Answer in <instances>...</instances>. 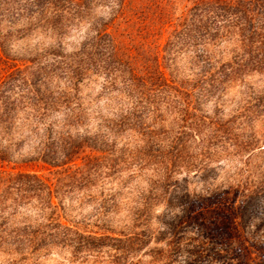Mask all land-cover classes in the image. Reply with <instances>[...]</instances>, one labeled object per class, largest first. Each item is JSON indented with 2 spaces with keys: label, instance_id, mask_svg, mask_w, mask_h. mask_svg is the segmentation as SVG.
I'll list each match as a JSON object with an SVG mask.
<instances>
[{
  "label": "trees",
  "instance_id": "obj_1",
  "mask_svg": "<svg viewBox=\"0 0 264 264\" xmlns=\"http://www.w3.org/2000/svg\"><path fill=\"white\" fill-rule=\"evenodd\" d=\"M0 10L10 25L0 29V253L42 254L67 240L76 251L109 239L141 246L155 240L157 264H174L184 254L196 263L220 261L215 250L222 242L209 236L217 237L221 226L193 204L167 226L166 240L153 237L151 222L176 170L182 162L189 166L206 122L218 131L237 123L238 152L264 153V131L256 133L253 124L264 112V88L245 85L243 105L227 121L202 109L210 101L217 107L230 82L264 72V0H0ZM17 25L29 34L23 60L10 54ZM75 28L84 31L68 46ZM41 56L53 63L35 66ZM15 74L24 76L26 96L13 89ZM96 74L116 104L105 115L92 107L96 133L77 144L72 128L93 105L81 85ZM128 159L155 168L128 192L127 221L116 234L109 216L119 209L121 191L103 187L115 183ZM119 185L125 189L127 182ZM87 191L93 207L82 215L85 204L77 205L76 196ZM230 202L247 251H236L230 263L264 264V243L247 236L264 203V169L240 179ZM191 219L198 240L188 254L183 238Z\"/></svg>",
  "mask_w": 264,
  "mask_h": 264
},
{
  "label": "rangeland",
  "instance_id": "obj_2",
  "mask_svg": "<svg viewBox=\"0 0 264 264\" xmlns=\"http://www.w3.org/2000/svg\"><path fill=\"white\" fill-rule=\"evenodd\" d=\"M20 4L23 5L24 2L22 1ZM6 15V10H0V29L4 31L9 30L8 28L10 26L7 23L8 17ZM15 31L16 33H13L12 45L10 47L11 58L23 60V56L27 54V49H29L28 45H30L27 42L29 34L28 31L19 25L15 27ZM83 31V29L78 28L72 29L67 39L68 46L72 41H77ZM36 41L37 39L33 40L31 44H35ZM46 62L53 63V59L45 56L38 57L35 61V66L44 65ZM23 78L24 76L21 74H15L13 76V89L19 95L26 96L28 93V85ZM104 84L103 76L96 74L89 81H85L81 85V94L89 95L93 105L87 108L88 112L81 122L72 128L71 136L77 139V144H80L96 133L98 121L93 108L101 111L105 115L109 114L108 112L115 107L116 99L113 97L116 94H109L105 91L103 88ZM245 85L251 86L253 91L264 88V72L261 74H250L243 81L236 80L230 82L225 87V90H223V93L221 92L217 97L219 98L217 107L214 106V101H210L204 104L202 109L207 114H212L217 111L218 118L223 122L229 120L238 114L237 110L239 106L241 104L243 105V99L246 98ZM76 104L72 102L70 107L75 109L77 108ZM83 107H86V104ZM53 111L61 115L64 108L59 109L55 107ZM168 115L169 113L163 115L165 120L168 119ZM253 124L256 133L264 131V112L262 118H255ZM19 125L21 127L23 126L21 123ZM236 125L237 123L232 124L233 127L227 126L219 131L215 130V126L208 122L203 125V140H197V144L194 143L192 145L193 148L190 152V156L192 157L189 159V166L186 167L187 164L185 165L182 162V166L179 167L180 169L178 168L179 170L177 169L174 176L170 179L169 184L172 188L167 197H164L160 203L155 204L151 222L153 237L159 236V240H166L168 237L166 235L167 226L181 216L180 211L182 208H185L188 204H193V207L197 211L200 210L203 213V217L206 220H216L221 226L217 237L213 235L209 236L210 239L211 237L214 238L211 239L213 242H222L221 245L216 246L217 249H220L215 250L216 256L220 259L216 264H232L236 251L239 249L242 250V254L246 255L247 251L241 243V236H244V234H241L235 227V215L232 205H230V197H232V191H234L237 182L243 179L249 171L253 173L257 172L260 168L264 169V153L260 154L259 152H255L254 156L251 157L249 153H239L236 149L234 135L239 134ZM24 127L35 132L39 129L35 124H25ZM40 128H43L42 125ZM39 133H42V131L39 130ZM260 145L264 148L263 140H261ZM27 147L26 141L25 149ZM203 152H208V154ZM128 162L127 169L123 168L121 173H116L114 177L115 183L113 185L107 183L103 187L104 190L121 191L119 193L121 200L117 204L119 209L114 210L109 216V219L113 222L110 226H112V230L116 234H119L124 228L125 221H127L126 217L130 209L129 193L135 191L138 186L139 178L137 177L141 174H151L152 169L155 168V165L151 166L150 164L147 167V163L140 160L128 159ZM28 169L44 170L46 172V168L44 167L35 169L34 167H29ZM119 182H127V187L124 189L119 185ZM88 194L87 191L85 194L81 193L76 196L77 199H82L78 201L77 205L85 204L81 210L82 215L89 213L93 207L92 198ZM255 219L256 223L254 224H256V227L248 228L247 231L249 234L247 236L251 240L260 241L262 245L264 243V203L259 204ZM194 222L195 220L191 219V223H185L187 224L185 225L187 228L185 227L184 229L186 235L183 238V246L186 245L184 249L186 252H189L188 254L192 253L191 245L198 240V236L194 234L196 232L193 226ZM158 232L161 235H158ZM114 236L120 237L115 234ZM69 246H76V242L67 240L61 243L59 247L42 254L0 253V264H157L153 259L156 250L155 240L150 242L149 246H141L140 244L130 245L125 240L114 241L109 239L103 242H96L92 247L78 251L73 249L74 247L69 248ZM111 246L117 247L118 250H114ZM174 264L210 263H196L194 258H187L184 254L178 255L176 263Z\"/></svg>",
  "mask_w": 264,
  "mask_h": 264
}]
</instances>
